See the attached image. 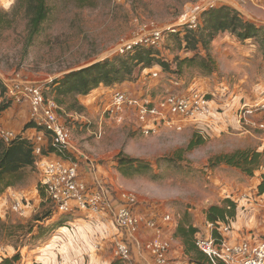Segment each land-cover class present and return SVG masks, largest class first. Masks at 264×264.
Masks as SVG:
<instances>
[{
  "label": "rangeland",
  "instance_id": "rangeland-1",
  "mask_svg": "<svg viewBox=\"0 0 264 264\" xmlns=\"http://www.w3.org/2000/svg\"><path fill=\"white\" fill-rule=\"evenodd\" d=\"M200 4L207 8L205 11L224 5L238 6L257 18L261 16V11L257 9L263 8L260 0H90L88 3L80 0H49V18L43 23L33 44L26 48L25 21L20 14L14 15L17 0H0V14H8L2 15V18L8 19L10 23L9 29H0V77L8 80L19 76L24 80L41 83L45 92H48L55 79L107 59L131 54L135 47L131 50L127 47L138 43L143 47L157 49L161 52V58L172 64L169 73L155 65L156 68L151 71L158 72V76H147L145 85L141 82L142 85H137L134 90L138 92L141 88L140 91L148 93L147 97L153 100V104H158L168 91L184 93L200 88L199 82L205 85L204 89L211 96L210 99H218V84L225 81L230 87L229 95L225 98L235 105L245 95H255L264 89V51L258 41L239 43L232 34L221 33L210 46L215 62L213 74H208L197 63L186 62L179 68L176 62L179 58L206 55L203 46L191 50L172 39V35L180 32L184 35L188 14L191 16ZM256 24L261 25L258 22ZM157 34L158 45L152 46ZM219 37L225 40L217 45ZM225 37L230 40L226 41ZM135 75V82L138 83L145 73L143 71ZM192 83L198 87L191 88ZM124 84L128 85L127 88H122ZM124 84L110 87L105 95L110 99L117 90L133 88L132 81L128 80ZM214 86L212 93L209 88ZM52 96L50 94L49 98L53 99ZM93 107L95 110L91 113L75 118L63 115L62 119L71 130L74 146L71 157L76 160L72 159L78 166L80 178L90 187L93 184L91 182H98L109 193L105 205L113 209L119 206L122 196L133 194L139 199L136 211L140 214L147 210L157 213L162 211L171 214L178 225L199 226L206 219L205 212L209 207L225 204L226 199L221 201L216 195L222 184L220 182L241 185L247 184L250 178L238 168L218 164V158L240 151L264 150V132L251 129L248 134V131H238L234 129V118L227 122L229 126L222 133L212 129L207 135L201 128L202 123L177 119L172 127L162 126L156 132L145 134L135 111L125 109L111 116L104 108L100 107L96 111V107ZM219 112V109L214 110L212 122L216 126L220 124L216 119ZM194 138L196 141L202 138L204 142L189 150ZM123 157L137 160L132 169L119 163ZM91 166L96 168L94 172ZM39 180L35 166L25 168L14 177L7 175L2 187L12 183V188H16L19 193H26V197L22 193L20 195L28 212L26 217H20L12 207L10 211L9 204L6 216L4 214V219H0L1 247L11 245L17 251H22L24 246H28L29 251H32L53 246L51 243L55 236H61L62 244L71 239L68 233L65 237L57 233L58 229L66 222L75 224L80 218L72 221L71 217L69 221L64 220L68 215H57L52 220L55 206L37 188ZM254 188L259 190L258 186ZM35 190L38 191V199L34 204ZM5 199L10 201V197ZM88 217L92 222L94 248H98L101 245L98 243L102 241V244H109L108 251H113L116 232L110 215L99 216L97 219ZM174 239L183 243L177 236ZM83 245L84 242L75 249L68 246L66 251L61 250L59 257L68 259L69 264H94L91 256L81 252ZM182 246L185 251L184 243ZM59 247H54V250ZM61 249H64L63 245ZM96 251L100 252L99 249ZM24 253L28 254L27 251ZM16 255L21 260L20 252ZM192 255L196 256L194 252ZM50 256H56V252L50 249Z\"/></svg>",
  "mask_w": 264,
  "mask_h": 264
},
{
  "label": "built area",
  "instance_id": "built-area-1",
  "mask_svg": "<svg viewBox=\"0 0 264 264\" xmlns=\"http://www.w3.org/2000/svg\"><path fill=\"white\" fill-rule=\"evenodd\" d=\"M206 9L200 4L193 10L191 16L188 14L186 28H198L200 17L199 19L197 17ZM155 36L152 46L158 45L159 34ZM137 46L141 45L137 43L127 48L131 50ZM144 73L138 83L132 82V89L114 92L104 106V111L111 116L118 115L125 109L135 111L138 123L145 134L156 132L162 126L172 127L177 119L202 123L201 128L207 135L212 129L223 132L224 124H227L231 118H237L240 126L248 124L250 129L255 127L256 130L264 131V89L258 91L253 100L242 101V98L233 105L225 98L229 95L230 87L222 81L218 84L220 92L219 96L217 95L218 99H210L209 95L200 89H190L184 93L168 92L158 104H153V100L147 97L148 93L140 91L141 88L138 92L134 91L137 85H142L141 82L145 85L147 76H158L156 71H144ZM4 83L7 90L0 103L2 99L7 98L16 105L28 104L30 122L44 129L31 137V142L34 146L35 168L39 173L40 186L54 204V213L71 215L84 212L98 216L109 214L111 221H114L115 231H120V234L115 235L113 255L121 261V264H138L135 258L137 251L147 253L148 264H194L184 255V251L178 254L175 245L173 246L178 224L171 214L162 211L149 212V210L144 214L138 213L136 207L139 199L133 194L122 196L119 206L115 209L110 208L105 205L109 193H106L96 181L93 182L92 187L86 184L80 178L78 166L74 161L43 155V142L47 137L45 132L50 135L59 152L73 153L74 146L71 130L62 119L60 107L53 100L45 98V90L41 83L24 80L19 76L5 80ZM127 86L124 84L122 88ZM102 97L100 96L99 99ZM215 109L220 110L216 117L220 122L218 126L212 122ZM256 117L262 121H253L252 118ZM250 129L247 131L250 132ZM0 139L11 143L19 137L10 130L0 128ZM90 169L94 172L96 168L91 166ZM14 197L16 200L12 204V210L23 214L25 206L22 198ZM254 201L264 210V192L260 194L256 191ZM87 220L92 223L89 217ZM232 225V222L214 224L206 217L199 226H195L200 233L196 237L197 248L207 256L209 264H264V237L251 234L233 242L228 238L229 233L232 232ZM66 228L63 227V230ZM147 229L152 231L153 235L144 241L142 231ZM76 230H71L72 236H75ZM204 231L206 233H203ZM214 232L218 233L217 237L214 236ZM62 235L65 237V234ZM59 238L62 240L61 236Z\"/></svg>",
  "mask_w": 264,
  "mask_h": 264
},
{
  "label": "trees",
  "instance_id": "trees-1",
  "mask_svg": "<svg viewBox=\"0 0 264 264\" xmlns=\"http://www.w3.org/2000/svg\"><path fill=\"white\" fill-rule=\"evenodd\" d=\"M80 1L82 3L90 2V0ZM49 13V0H17L14 15L20 14L25 21L26 48L31 46L35 38L40 34L43 23L49 18ZM2 15L8 16V14H0V29H9V20L2 18ZM200 20L201 24L197 30L185 28L183 36L181 32L177 35H172V39L180 46L185 44L186 48L191 50H197L200 46H203L206 51V55L196 54L193 58L177 59L176 62L179 68H182L186 62L190 64L197 63L208 74H213L215 71V62L211 56L210 46L214 38L221 33H230L241 43H246L250 40L258 41L261 49L264 51V25L259 26L250 20H246L240 12L230 6L224 5L204 11ZM155 65H159L168 73L172 70V64L161 58L160 51L152 47L138 46L133 53L124 57L107 59L85 69L68 73L62 78L55 79L50 86V91L45 92V98L50 99L49 95H53V99L51 100L60 107V114L62 116L69 115L72 112L82 115L85 107L80 103L79 96H87L100 86L114 87L124 84L128 80L134 82L137 79L136 73H143V71L151 72V70L156 68ZM6 90V84L0 78V99L5 97ZM12 104L14 103L8 99L1 101L0 116ZM26 128L36 129L37 132L44 131V129L36 127L32 122ZM45 134L48 137V145L46 148L43 147V155L62 159H73L71 157L73 153L59 152L54 146L50 135L47 132ZM203 142L202 138H199V141H196L194 138L188 149L192 150L196 146L203 144ZM262 158L263 155L259 152L240 151L233 155L219 157L218 164L224 163L228 166L238 168L243 173L253 177L256 170H264V167H262ZM35 160L34 146L30 139L19 136V139L11 143L0 139V198L8 188L12 187V183L2 187V184L6 182L7 175L10 177L17 176L25 168L35 166ZM73 160L76 161L75 159ZM136 162L137 160L132 158L123 157L119 159L120 164L131 169ZM258 189L257 191L260 194L264 192V180L258 186ZM224 203L223 206L213 205L206 210L205 213L208 221L214 224L233 223L237 217V204L229 198ZM55 214L59 215L57 212ZM61 227L72 228L73 226L71 222H66ZM176 229L174 235L182 239L185 245L184 255L188 260L194 264H209L207 256L196 245V236L199 233V229L192 224L186 226L179 224ZM115 232L116 234H120V231L116 230ZM214 236L217 237L218 233L214 232ZM193 252L197 257L192 255ZM19 260L20 256L16 255L12 259H3L0 264H15ZM116 264H121V261L116 259Z\"/></svg>",
  "mask_w": 264,
  "mask_h": 264
},
{
  "label": "crops",
  "instance_id": "crops-1",
  "mask_svg": "<svg viewBox=\"0 0 264 264\" xmlns=\"http://www.w3.org/2000/svg\"><path fill=\"white\" fill-rule=\"evenodd\" d=\"M260 1L263 5V8L257 9L259 12L261 11L260 18L255 17L251 13L243 11V9H239L238 6H234V7L232 5H229V6L236 9L238 12H240L241 15L246 20H252V21L254 20V22L256 20H259L257 22L260 23L261 25H264V0H260ZM261 25H259V26H261ZM226 35H228V33ZM219 38H220V40L219 41L217 40V45L222 44V42H224V40H225L223 37H219ZM234 39H235V41H237V39L235 37H234ZM227 40H230V39L226 38V41ZM219 42H220V44H219ZM239 43H241V42H239ZM245 54H247V53H245ZM248 56H250V55L248 54ZM3 81H5V80H3ZM196 85L197 84L192 83L190 87L194 88V86L198 87L200 85V88L198 87L196 89H200L201 91L206 92L205 91L206 89H204L205 85L200 84V82H199L198 86H196ZM109 88L110 87L100 86L98 89L94 90L91 94H89L87 96H79L78 99H79L80 103L85 107V111L82 114H87L88 112H90V113L93 112L95 110L93 105L96 107V111L99 110L100 107L104 108V106L109 101L108 96L105 95V92L107 90H109ZM209 89H211L210 91H213L212 93H214L215 86L212 88H209ZM257 94L258 93H256L255 95H250V94L245 95L242 98H245L244 100H247V101L253 100L257 96ZM96 96H98V97L103 96V97L101 99L96 100L95 99ZM98 105H100V106H98ZM79 115L80 114L72 112L67 116H71V117L75 118V117H78ZM252 120L256 121V122L262 121L259 117L252 118ZM29 123H30V106L28 104H22V105L12 104V106L10 108H8L0 116V128L10 130V131L14 132L18 137L23 136V137L31 140V137H33L37 133V130L33 129V128L27 129L26 127L28 126ZM233 125H234V129H237L238 131H241V132L247 131L250 129L248 124H245L244 126H240V123L238 122L237 118L235 119V122L233 123ZM228 126H229L228 124L223 126L224 132H226L225 129L228 128ZM251 129H252V131H259V130H256L255 127H252ZM251 129H250V131H251ZM229 131H227V132H229ZM260 132H264V131H260ZM248 134H250V132ZM219 135H221V134H219ZM243 135H246V134H243ZM47 145H48V137H46V140L43 142V146L45 148L47 147ZM261 151H264V150L260 149L258 152H261ZM262 153H264V152H262ZM88 176L90 178L91 175L88 174ZM39 179H40V177H39ZM93 180H94V178L92 179V181ZM263 180H264V170L261 169L259 171L257 170L253 177H250V178L248 177V183L247 184L236 185L235 183L231 184V183L220 182L222 184L219 185L220 186L219 192L216 194V195H218L219 199L222 201L223 199L229 198L237 204V217L232 223L233 224L232 225V232L229 233V235H228V238L231 241L236 242V241L242 240L251 234L258 235L261 237L264 236V210L261 209L258 204H256V201H254V195L256 192L255 190H257L254 188V186H259ZM89 181H91V180L89 179ZM93 182H91V183H93ZM37 188L41 189L42 192H44V190L40 186V180H39V184H38ZM37 192H38L37 190H35V192H34V196H35L34 197V204L37 203V200H36V199H38L36 197ZM20 193L23 194V197H26V195H27L23 191L22 192L20 191ZM20 193H19V191L16 190V188H12V187H10L6 190V192L0 198V219H4L3 217L6 216L5 211L9 210V204H10V211H11L12 204H14V202L16 200V198L14 196L21 198ZM29 194H31V193H29ZM7 197L8 198L10 197V201H7L5 199ZM27 212L28 211L25 209V212L23 214H19L20 217H26ZM88 215L94 219L99 218L98 215H93L91 213H84V212H77V214H71L69 216H65L66 219H64V220L68 219L69 221H71V217L73 219L72 221H75V219L80 218L79 222H77L78 221L77 220L75 224L71 223V225L73 226L72 228L77 229V233L75 234V236L72 237V235H71V231H70L72 229L71 227L68 229L66 228L64 230L62 227L58 229L59 231L57 233L60 232V234L63 233L65 235L67 233L70 234L71 239H69L68 242H66V244L61 243L62 240L59 238L60 236H55V240L51 243V245H53V246H51V247L47 246L44 248H37V249L32 250V251H29L28 246H24L22 251H17L11 245L6 246V247L0 246V263L3 261V259L12 258V257H14L15 254L20 252L21 260L18 261L17 264H69L68 259H65V258L61 259L59 257V255L61 254V250H63L62 252L66 251L68 246H71V248L75 249L74 247L77 248L79 245H82L84 242V245L81 248V252L85 253L87 256H91V258H93V260H94V264H116V259L112 253L113 251H108V249L110 248V246H108L109 244L105 245V244H102V241H100V243H98V245L99 244H101V245H99V247L96 248V249H99L100 252H97L96 249L94 248L95 241H93V236H92L93 231H92V227L90 225L91 223L89 222V220H87ZM56 216L57 215L54 213V217L51 219L54 220L56 218ZM147 230L142 231L144 241H146L151 235H153L152 231H150V230L147 231ZM89 231H90V233H89ZM111 232H113V234H114L113 228L111 229ZM78 233H79V237H81V239H79V237H77ZM88 233L90 234V236L88 235ZM203 233H206V232L204 231ZM199 234L200 233H197V235H199ZM170 237L173 238L172 236H170ZM77 240H79V241H77ZM177 242H179V243H177ZM180 244H181V241H176L174 239L173 246L175 245L174 248L176 249L178 254H181L183 252V246H182L183 243L181 245ZM61 245H63L64 249H61ZM58 246H60L58 248V250H54V247H58ZM50 249H51V251L56 252V256H50ZM25 251H27L28 254L24 253ZM140 254H142V256ZM64 256H65V254H63V257ZM135 258L138 261V264H148V259H147L148 255L144 251H142L141 253L139 251H137L135 253Z\"/></svg>",
  "mask_w": 264,
  "mask_h": 264
}]
</instances>
